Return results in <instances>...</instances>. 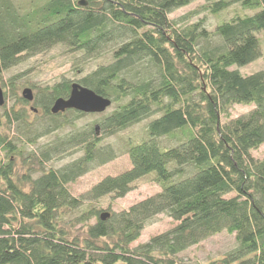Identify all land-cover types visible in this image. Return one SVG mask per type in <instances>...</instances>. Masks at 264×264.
<instances>
[{
    "label": "trees",
    "instance_id": "16d2710c",
    "mask_svg": "<svg viewBox=\"0 0 264 264\" xmlns=\"http://www.w3.org/2000/svg\"><path fill=\"white\" fill-rule=\"evenodd\" d=\"M81 1L0 0L5 98L8 86L31 88L35 97L29 103L17 95L19 109L16 103L8 108L7 99L0 106V264H179L180 254L222 232L235 235L237 246L211 264H264V159L253 156L264 145V70L244 76L232 69L262 56L257 34L264 31V0H204L201 9L175 20L174 12L197 0ZM234 5L255 13L235 14L214 30L202 18L189 23L201 10L217 15ZM57 45L87 60L111 52L112 62L75 82H2V73L24 54L36 56ZM74 83L111 99L117 109L77 129L86 113L51 112L58 99L70 97ZM27 104L31 112L38 110L36 120H48L31 121ZM237 105L253 109L233 118ZM147 120L146 138L128 141L122 152L96 137L98 131L108 138ZM69 125V134L38 146ZM163 139L177 145L167 147ZM79 151L78 159L48 169ZM119 154L130 157L131 169L104 178L79 198L71 194L69 185ZM151 173L161 192L106 220L102 209L82 212L84 237L65 230L68 211L86 200L123 198ZM159 215L176 225L132 247Z\"/></svg>",
    "mask_w": 264,
    "mask_h": 264
},
{
    "label": "rangeland",
    "instance_id": "374dc122",
    "mask_svg": "<svg viewBox=\"0 0 264 264\" xmlns=\"http://www.w3.org/2000/svg\"><path fill=\"white\" fill-rule=\"evenodd\" d=\"M13 1L17 5H27V0ZM205 4L206 2L204 0H197L189 6L174 12L170 16V19L175 20L183 17L184 15H190L194 10L201 9ZM254 13L255 11L245 9L241 5H239V7L234 5L232 8L217 15H213L209 12L201 10L198 15L192 16L189 23H195L202 18L206 20V27L209 30H214L219 24L230 21V19L235 14L253 15ZM257 37L259 38L262 56L246 66L232 67L233 70H238L244 76L264 70V31L258 33ZM110 62H112L111 52H106L98 58L87 60L84 59L81 53L71 52L67 47L63 45H57L36 56H28L24 54L23 59L18 65L2 73V82L8 84L12 77H17L18 85L27 84L42 87L54 85L61 82L62 80H71L72 82H75L76 80L82 78L85 74L95 70L98 66L108 64ZM80 67L83 68L82 70L84 72H82V70L80 72H76L80 69ZM7 91L9 92L8 97L5 98V100L7 99V107L10 108L16 103V109H19L21 106L17 103L16 97L17 95L22 97L23 88L18 86L13 89L8 86ZM30 106L31 104H27L25 107L31 114V121L35 120V122L38 121V123L41 124L48 120V118L36 120L33 112L30 111ZM116 109L117 105L112 104L111 107H109L104 113L86 114L85 117L76 122L75 126L77 129H83L87 125H91L96 120L102 118L104 115L112 113ZM252 109V107L237 105L234 107L231 114L232 117L235 118L250 112ZM148 122L149 120L144 121L108 138H104L102 131H98L96 137H103L104 140L102 144H110L118 152H122V150L125 149L128 141L132 140L134 142H140L146 138V128ZM73 126L69 125L65 129L41 138L38 141V146L55 140L58 135L64 136L65 134H69L72 130H74ZM12 132L14 134L19 133L15 126L12 128ZM162 143L167 147L177 145V142L171 141L169 139H163ZM27 147L28 148H25V150L28 152L37 148V145L35 147ZM26 154L27 153L24 155L26 156ZM82 155L83 152L79 151L60 160L56 159L47 165L48 169H59L64 165L78 159ZM253 156L257 159H264V145L258 150L253 151ZM175 166L176 164L172 163L169 168L172 169ZM17 167L19 168L20 172L24 170L23 160H19ZM131 168L132 164L130 157L127 154H119V156L114 161L108 163L105 166L99 167L92 172H89L85 176L79 178L75 183L69 185V190L74 197L79 198L82 195L87 194V192H89L104 178L108 176H117ZM161 191L162 184L157 180L155 174L151 173L150 175L136 182L133 185L132 190L123 198L115 199L111 196H107L100 199L99 201L86 200L79 210H70L64 215L63 226L65 230H67V232L71 235H79L80 237H84L85 228L81 223H79L82 212L87 211L92 207H96L98 209H102L103 213H120L124 210H128L136 203ZM233 196L234 194H231L227 197L230 198ZM95 222V219L90 221L91 224H94ZM174 225H176V222H174L173 219L166 215H159L152 222L146 225L140 239L136 241L132 247H136L140 244L148 242L153 236L170 230ZM236 246L237 241L235 235L222 232L206 239L199 245L191 247L186 252L180 254L179 264H211L213 262H218L223 260L226 255Z\"/></svg>",
    "mask_w": 264,
    "mask_h": 264
},
{
    "label": "water",
    "instance_id": "95a60500",
    "mask_svg": "<svg viewBox=\"0 0 264 264\" xmlns=\"http://www.w3.org/2000/svg\"><path fill=\"white\" fill-rule=\"evenodd\" d=\"M80 4L85 5L84 0ZM22 97L25 101L32 103L34 101V91L31 88H26L22 92ZM5 104V94L3 86L0 82V106ZM112 105V100L101 95H98L92 89L81 86L78 83L72 85V92L68 99H58L51 108L53 114L64 113L67 110H75L86 114H101L104 113ZM35 113L38 110L31 107ZM110 217V213H103L102 220Z\"/></svg>",
    "mask_w": 264,
    "mask_h": 264
}]
</instances>
